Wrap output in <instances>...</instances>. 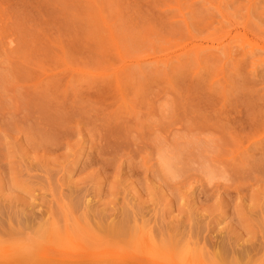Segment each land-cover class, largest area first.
<instances>
[{"label": "rangeland", "instance_id": "1", "mask_svg": "<svg viewBox=\"0 0 264 264\" xmlns=\"http://www.w3.org/2000/svg\"><path fill=\"white\" fill-rule=\"evenodd\" d=\"M224 243L264 264V0H0V264Z\"/></svg>", "mask_w": 264, "mask_h": 264}, {"label": "bare ground", "instance_id": "2", "mask_svg": "<svg viewBox=\"0 0 264 264\" xmlns=\"http://www.w3.org/2000/svg\"><path fill=\"white\" fill-rule=\"evenodd\" d=\"M226 243H227V242H226ZM224 244H225V243H224ZM224 244H223V245H224ZM223 245L220 246V247L222 248V247L226 246V248H225V247L222 248V253H220L221 248H220V249L218 248V249H219V253H220V255H219V253H218L217 256H216V258H219L218 260L222 259V260H220V261H223V263H224V259L228 256V255H227L228 253H227V251H226V250H227V244H225L224 246H223ZM83 249H84V247H83V246H80L79 251L82 252ZM75 251H76V250H75ZM216 252H218V250H216ZM97 253H98V252L95 251V255H96ZM224 253H226L227 256L224 255ZM218 255H219V257H218ZM222 255H223V256H226V257H223ZM77 256H79V255L77 254ZM77 256H76V257H77ZM235 257H236V255H235ZM237 257H239V255H238ZM237 257H236V258H237ZM227 258H228V257H227ZM123 260H124V259H123ZM214 260H215V259H213V261H214ZM151 261H152V262H153V261L155 262V260H151ZM164 261H167L168 264H174V263H175V261H174V260H171V258H170V259H169V258H168V259H165ZM176 261H179V259L176 260ZM183 261H184V260H183ZM201 261H202V260H201ZM201 261H200V264H203V263H201ZM226 261H227V260H225V263H224V264H226ZM228 261H229V260H228ZM228 261H227V262H228ZM236 261H237V260H236ZM179 262H180V261H179ZM202 262H203V261H202ZM75 263H76V262H75ZM181 263H182V261H181ZM183 263H184V264H185V263L188 264V261L186 260V261H184ZM215 263H218V261L215 260ZM229 263H230V262H229ZM209 264H210V262H209ZM221 264H222V263H221Z\"/></svg>", "mask_w": 264, "mask_h": 264}]
</instances>
